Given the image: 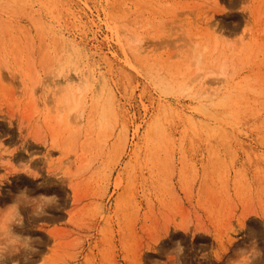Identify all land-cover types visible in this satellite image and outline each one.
Listing matches in <instances>:
<instances>
[{
	"label": "rangeland",
	"instance_id": "374dc122",
	"mask_svg": "<svg viewBox=\"0 0 264 264\" xmlns=\"http://www.w3.org/2000/svg\"><path fill=\"white\" fill-rule=\"evenodd\" d=\"M147 23L158 41L145 42L146 61L173 75L187 59L176 52L182 40L210 36L208 27L244 36L226 110L206 117L152 91L145 61L130 58L118 34L119 24ZM49 26L111 80L118 115L106 140L88 129L68 139L51 97L47 107L33 96L36 72L59 45ZM51 138L55 150L38 144ZM0 141L12 149L0 168V208L24 189L58 201L41 217L21 208L24 227L14 231L37 251L3 264L45 256V264H228L253 240L262 253L255 264H264V0H0ZM29 161L36 179L15 168Z\"/></svg>",
	"mask_w": 264,
	"mask_h": 264
},
{
	"label": "clouds",
	"instance_id": "9594fccd",
	"mask_svg": "<svg viewBox=\"0 0 264 264\" xmlns=\"http://www.w3.org/2000/svg\"><path fill=\"white\" fill-rule=\"evenodd\" d=\"M118 27L124 49L130 58L145 61L143 64L145 82L163 101L186 102L197 108L203 116L210 118L232 104L234 95L226 86L235 78L237 67L234 57L236 50L243 49L246 44L243 35L236 39H228L208 27L210 36H195L182 40L176 45V52L178 55L186 54L187 59L179 73L173 75L160 64L146 61L150 51L143 54L147 40L158 41L152 34L151 23L135 26L119 24ZM45 31L56 36L59 45L43 71L36 72L33 96L38 101L43 97L44 106L51 97L53 105L51 108L48 105L47 107L54 118V123L65 131L68 139L79 136L88 129L99 135L101 140H106L118 115L111 80L103 68L90 59L87 51L78 42L61 35V30L57 26H49ZM46 80H50V84L46 83ZM208 81L215 83L209 84ZM38 88L42 89L39 97L34 95ZM249 91L258 94L254 88H250ZM54 143L55 139L51 138L38 144L51 151L55 150ZM11 151L12 149L9 150L0 141V168L5 169L4 165L11 162L10 159H4L12 156L8 155ZM39 158L33 156L32 160ZM30 164L31 161L14 167L18 169L17 173L36 179L38 173ZM84 170L83 166L77 168L73 172V178H78ZM52 176L58 180L69 181L62 172H56ZM3 182H0V186ZM57 202L55 195L30 197L28 190L24 189L15 196L11 204L0 208V264H3L7 257L21 251L29 254L37 251L33 247L35 240L31 236L14 231V228L24 227L21 208H30L32 217H41L47 214L46 209L55 206ZM174 251L177 256L183 253L180 242H177ZM261 255L256 241L253 240L249 246L238 249L235 258L229 260L228 264H255ZM46 257L42 259L41 264H45ZM27 259H30V256L26 257V261Z\"/></svg>",
	"mask_w": 264,
	"mask_h": 264
},
{
	"label": "bare ground",
	"instance_id": "6f19581e",
	"mask_svg": "<svg viewBox=\"0 0 264 264\" xmlns=\"http://www.w3.org/2000/svg\"><path fill=\"white\" fill-rule=\"evenodd\" d=\"M18 159H21V158H18ZM0 188H1V186H0Z\"/></svg>",
	"mask_w": 264,
	"mask_h": 264
}]
</instances>
